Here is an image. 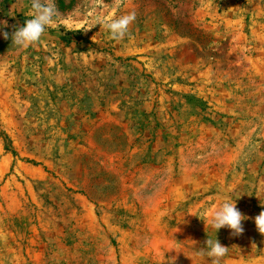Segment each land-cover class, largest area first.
<instances>
[{
    "label": "rangeland",
    "instance_id": "1",
    "mask_svg": "<svg viewBox=\"0 0 264 264\" xmlns=\"http://www.w3.org/2000/svg\"><path fill=\"white\" fill-rule=\"evenodd\" d=\"M31 5L0 0V264H264V0H55L19 48Z\"/></svg>",
    "mask_w": 264,
    "mask_h": 264
},
{
    "label": "clouds",
    "instance_id": "2",
    "mask_svg": "<svg viewBox=\"0 0 264 264\" xmlns=\"http://www.w3.org/2000/svg\"><path fill=\"white\" fill-rule=\"evenodd\" d=\"M31 6L33 9L32 18L28 19L23 26L17 28L11 36L12 44L19 48H27L38 43L46 29L55 26L57 23L58 10L55 6V0H32ZM135 19V12L111 20H104L102 16H96L92 27L96 25L103 26L113 40L122 41L129 35V26ZM6 27L7 21H0V36H3L4 39L9 38V33L3 31ZM236 199L225 197L221 206L212 213L210 226L216 233L221 228L232 230L233 235L243 233L242 221L246 217L236 207ZM255 224L258 231L264 234V212H261L255 218ZM227 252L228 247L221 245L217 238L212 240L209 237L205 241V246L197 249V254L211 258L212 264H221Z\"/></svg>",
    "mask_w": 264,
    "mask_h": 264
}]
</instances>
